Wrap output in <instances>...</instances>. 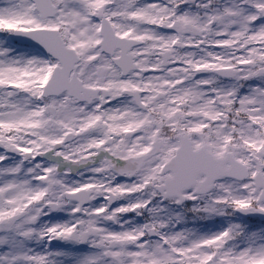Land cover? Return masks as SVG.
I'll return each mask as SVG.
<instances>
[{
	"label": "snow or ice",
	"instance_id": "snow-or-ice-1",
	"mask_svg": "<svg viewBox=\"0 0 264 264\" xmlns=\"http://www.w3.org/2000/svg\"><path fill=\"white\" fill-rule=\"evenodd\" d=\"M0 264H264V0H0Z\"/></svg>",
	"mask_w": 264,
	"mask_h": 264
}]
</instances>
